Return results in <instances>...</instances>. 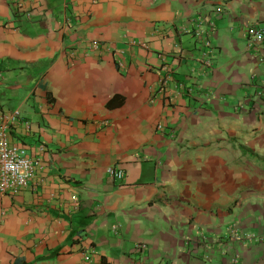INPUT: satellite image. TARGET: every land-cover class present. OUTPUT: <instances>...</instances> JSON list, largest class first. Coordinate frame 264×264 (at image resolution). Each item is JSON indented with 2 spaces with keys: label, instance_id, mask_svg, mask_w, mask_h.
Returning <instances> with one entry per match:
<instances>
[{
  "label": "crops",
  "instance_id": "crops-1",
  "mask_svg": "<svg viewBox=\"0 0 264 264\" xmlns=\"http://www.w3.org/2000/svg\"><path fill=\"white\" fill-rule=\"evenodd\" d=\"M249 24L264 0H0V120L41 162L0 193V264H264Z\"/></svg>",
  "mask_w": 264,
  "mask_h": 264
},
{
  "label": "built area",
  "instance_id": "built-area-1",
  "mask_svg": "<svg viewBox=\"0 0 264 264\" xmlns=\"http://www.w3.org/2000/svg\"><path fill=\"white\" fill-rule=\"evenodd\" d=\"M197 32H202L201 28H197ZM245 35L248 38V44L250 47H258L264 42V27H258L255 25H247L245 29ZM203 41L206 46L210 45L209 39L204 36ZM136 44V41H132ZM138 44L147 46L146 43L139 41ZM103 44L99 40H93L88 42V51L92 53L100 52ZM259 51L261 49L259 48ZM76 53L71 51V58L75 59ZM206 57H204L205 60ZM264 61V58H260ZM120 67H124V61L118 59ZM205 65L210 66V61L205 60ZM165 74L159 80L158 92L167 93L169 90V82L172 78L170 67L165 65ZM263 82V81H262ZM182 89V88H181ZM178 90V89H176ZM257 96L260 98L264 97V82L261 88L257 91ZM21 115L19 111L5 112L1 116L0 120V193L2 194H16L28 188L31 184V180L37 174V170L41 168L40 160L32 156L24 144L18 141H13L10 136L11 126L19 123ZM159 127H162L160 124ZM108 173L111 178L123 180L125 173L121 169L114 167L108 168ZM77 200V197H73ZM4 212H0V218L4 216ZM139 246V245H138ZM85 260H90L89 254L85 257Z\"/></svg>",
  "mask_w": 264,
  "mask_h": 264
}]
</instances>
